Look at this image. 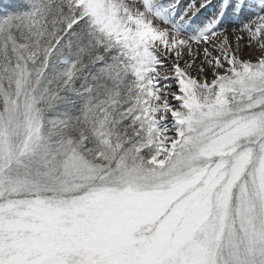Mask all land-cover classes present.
I'll list each match as a JSON object with an SVG mask.
<instances>
[{
	"label": "snow or ice",
	"instance_id": "obj_1",
	"mask_svg": "<svg viewBox=\"0 0 264 264\" xmlns=\"http://www.w3.org/2000/svg\"><path fill=\"white\" fill-rule=\"evenodd\" d=\"M0 16V264H264V0H24Z\"/></svg>",
	"mask_w": 264,
	"mask_h": 264
},
{
	"label": "trees",
	"instance_id": "obj_2",
	"mask_svg": "<svg viewBox=\"0 0 264 264\" xmlns=\"http://www.w3.org/2000/svg\"><path fill=\"white\" fill-rule=\"evenodd\" d=\"M24 3V0H13L11 3L5 4V8L0 10V16L6 14V13H13L17 11H22V4Z\"/></svg>",
	"mask_w": 264,
	"mask_h": 264
},
{
	"label": "rangeland",
	"instance_id": "obj_3",
	"mask_svg": "<svg viewBox=\"0 0 264 264\" xmlns=\"http://www.w3.org/2000/svg\"><path fill=\"white\" fill-rule=\"evenodd\" d=\"M13 0H0V10L5 8V4L11 3Z\"/></svg>",
	"mask_w": 264,
	"mask_h": 264
}]
</instances>
